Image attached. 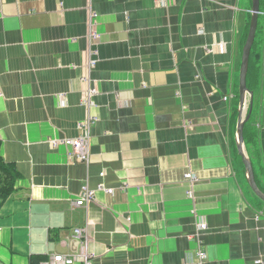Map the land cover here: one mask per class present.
Returning <instances> with one entry per match:
<instances>
[{
    "label": "crops",
    "instance_id": "1",
    "mask_svg": "<svg viewBox=\"0 0 264 264\" xmlns=\"http://www.w3.org/2000/svg\"><path fill=\"white\" fill-rule=\"evenodd\" d=\"M251 9L252 0H0V150L20 172L0 201V264L75 254L76 227L92 264H191L194 233L204 264H264V201L235 134ZM254 50L245 146L264 188V0ZM90 113L84 163L52 141L76 137ZM187 171L198 178L191 195ZM85 183L95 198L74 206Z\"/></svg>",
    "mask_w": 264,
    "mask_h": 264
},
{
    "label": "built area",
    "instance_id": "2",
    "mask_svg": "<svg viewBox=\"0 0 264 264\" xmlns=\"http://www.w3.org/2000/svg\"><path fill=\"white\" fill-rule=\"evenodd\" d=\"M170 0H159L161 5H166ZM95 14H92V18L90 19V27L88 30V39L95 43L99 38V32L96 28V22L94 20ZM95 52V51H94ZM95 59H90L88 61V67L91 69L95 66ZM97 93V88L95 86L90 87L88 89V95L85 99V103L87 105H93L92 96ZM95 117L89 114L86 121H82L78 128L80 133L76 137H68L63 140L54 139L52 141L53 145H57L62 142L68 146L72 147L70 150V156H75L79 161L84 163H90V146H91V137H92V129L91 125L94 123ZM185 178L188 181V194H193V186L197 181V176L192 171H187L185 173ZM108 192H112V188L106 189ZM95 189L91 188L88 183L82 185L79 195L73 200L74 206H84L88 205L95 198ZM207 228V223L203 218H201L197 223V230H203ZM74 237L80 240V250L75 254H63V253H55L52 254L45 263L43 264H74V262L79 259L83 261V264H92V255L89 254L87 249V233L84 228L76 227L74 229ZM197 243V252H196V260L191 264H204L208 258L207 252L204 248H202L199 243V235L194 233V237L192 238Z\"/></svg>",
    "mask_w": 264,
    "mask_h": 264
},
{
    "label": "water",
    "instance_id": "3",
    "mask_svg": "<svg viewBox=\"0 0 264 264\" xmlns=\"http://www.w3.org/2000/svg\"><path fill=\"white\" fill-rule=\"evenodd\" d=\"M251 20L249 31L246 36V40L243 46V53L240 67L239 78V108L238 119L236 126V144L238 151L242 157L245 166V175L248 183L256 195L264 201V190L259 186L255 169L251 157L248 155L245 146L244 128L246 122L250 119L253 104H254V91L248 86V71L249 66L252 63V48L255 42L260 14V0H252Z\"/></svg>",
    "mask_w": 264,
    "mask_h": 264
},
{
    "label": "trees",
    "instance_id": "4",
    "mask_svg": "<svg viewBox=\"0 0 264 264\" xmlns=\"http://www.w3.org/2000/svg\"><path fill=\"white\" fill-rule=\"evenodd\" d=\"M254 47H255V42H254V45L252 48V56L255 54ZM252 59H253V57H252ZM245 131H246V124H245V128H244V137H245V142H246ZM0 148H1V145H0ZM252 162H253V160H252ZM19 177H20V172L18 171L17 167L12 163L6 162L4 160V158L2 157L1 150H0V201H1V203L4 202L7 199V197L10 194H12V192L15 190L16 181ZM256 180H257V178H256ZM257 182H258V180H257ZM262 189L264 190V188H262ZM42 259H43V256H39V257L34 256L31 258L30 264H40Z\"/></svg>",
    "mask_w": 264,
    "mask_h": 264
},
{
    "label": "rangeland",
    "instance_id": "5",
    "mask_svg": "<svg viewBox=\"0 0 264 264\" xmlns=\"http://www.w3.org/2000/svg\"><path fill=\"white\" fill-rule=\"evenodd\" d=\"M252 63H253V59H252ZM252 63H251V65H252ZM226 98H227V96H226ZM87 105V104H86ZM88 107L90 108V105H88ZM90 115L91 116H93V117H95V120L97 119V117L94 115V114H92V113H90ZM262 201V200H261ZM263 202V201H262ZM264 203V202H263Z\"/></svg>",
    "mask_w": 264,
    "mask_h": 264
},
{
    "label": "bare ground",
    "instance_id": "6",
    "mask_svg": "<svg viewBox=\"0 0 264 264\" xmlns=\"http://www.w3.org/2000/svg\"><path fill=\"white\" fill-rule=\"evenodd\" d=\"M190 195L192 194V193H189Z\"/></svg>",
    "mask_w": 264,
    "mask_h": 264
}]
</instances>
